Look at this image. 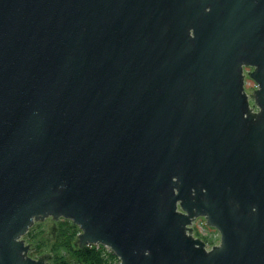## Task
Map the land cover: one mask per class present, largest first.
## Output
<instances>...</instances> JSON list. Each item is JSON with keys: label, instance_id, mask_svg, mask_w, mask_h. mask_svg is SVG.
Segmentation results:
<instances>
[{"label": "water", "instance_id": "95a60500", "mask_svg": "<svg viewBox=\"0 0 264 264\" xmlns=\"http://www.w3.org/2000/svg\"><path fill=\"white\" fill-rule=\"evenodd\" d=\"M46 218L119 264H264V0H0V264H52Z\"/></svg>", "mask_w": 264, "mask_h": 264}, {"label": "trees", "instance_id": "16d2710c", "mask_svg": "<svg viewBox=\"0 0 264 264\" xmlns=\"http://www.w3.org/2000/svg\"><path fill=\"white\" fill-rule=\"evenodd\" d=\"M35 227L29 229L26 236L36 237L39 231L35 232ZM78 227L69 220H62L57 224V233L52 243H50V253L52 264H119L118 258L111 250L103 245H89L77 248L73 245ZM198 235V234H195ZM35 253L44 251V238H33ZM206 243H212L210 239H203Z\"/></svg>", "mask_w": 264, "mask_h": 264}, {"label": "rangeland", "instance_id": "374dc122", "mask_svg": "<svg viewBox=\"0 0 264 264\" xmlns=\"http://www.w3.org/2000/svg\"><path fill=\"white\" fill-rule=\"evenodd\" d=\"M198 219V218H197ZM62 220H64V219H59L57 222H56V224H58L60 221H62ZM201 220V218H199L198 219V221H200ZM70 221V220H69ZM37 223H39V224H41V226L38 228V227H36L35 228V232L36 231H39L37 234H36V237L34 236V237H29V236H26V234L24 235V238H25V240H26V242H30V243H32V246L34 247V249L30 252V255L31 256H33V257H36L37 255H39L40 253H43V252H48V253H50V250H49V248H50V243H52V241H53V239L55 238H52V239H50L48 242L47 241H45V245H43V247H44V251H42V252H39V253H35L34 252V250H35V246L33 245V241H34V239L33 238H44L45 239V231L46 230H48V227H50L51 225H52V220L50 219V218H46L43 222H37ZM37 223H34V225L31 227V228H33V227H35V225L37 224ZM208 226V225H207ZM56 227H57V225H56ZM30 228V229H31ZM79 230V229H78ZM206 230H207V233L208 232H210L211 230H213V228L212 227H210V226H208V227H206ZM29 231V230H28ZM57 232V231H56ZM79 232V231H78ZM77 232V233H78ZM194 234H196L195 232H194ZM198 234V233H197ZM77 235V234H76ZM196 236H199V235H196ZM201 238L202 239H210L211 240V242L212 243H217V241H218V237L217 238H212V236H209L208 234L207 235H205V236H201ZM75 239H76V237H75ZM46 240V239H45ZM212 243H206L207 245H209L210 246V244H212ZM51 254V253H50Z\"/></svg>", "mask_w": 264, "mask_h": 264}, {"label": "flooded vegetation", "instance_id": "af4514ba", "mask_svg": "<svg viewBox=\"0 0 264 264\" xmlns=\"http://www.w3.org/2000/svg\"><path fill=\"white\" fill-rule=\"evenodd\" d=\"M211 0H209L210 3ZM208 9V8H207ZM210 10V5H209ZM254 69V66L249 65H242V74H243V86L244 90L247 93L252 92L253 90L258 88V83H256L252 77L249 76V72H251ZM249 104H252V100L249 99ZM254 110H257L256 108ZM57 225V224H56ZM57 228V227H56ZM57 231V229H56ZM57 232L53 235L48 227V230L45 231V239L48 242L50 239L54 238Z\"/></svg>", "mask_w": 264, "mask_h": 264}, {"label": "built area", "instance_id": "2783aa9c", "mask_svg": "<svg viewBox=\"0 0 264 264\" xmlns=\"http://www.w3.org/2000/svg\"><path fill=\"white\" fill-rule=\"evenodd\" d=\"M198 219H196L193 222L192 226L194 228V232L196 234L198 233L199 237L205 236L208 234L209 236H212V238H217V237L219 238V234L214 228H213V230H211L210 232L207 233L206 227H208V226L206 225L204 219L201 218L200 221H198ZM207 246H209V245H207Z\"/></svg>", "mask_w": 264, "mask_h": 264}]
</instances>
